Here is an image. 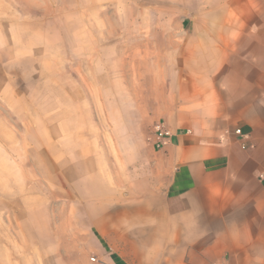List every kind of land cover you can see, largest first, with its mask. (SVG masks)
I'll return each instance as SVG.
<instances>
[{"label":"rangeland","instance_id":"374dc122","mask_svg":"<svg viewBox=\"0 0 264 264\" xmlns=\"http://www.w3.org/2000/svg\"><path fill=\"white\" fill-rule=\"evenodd\" d=\"M178 1L0 0V240L15 257L104 262L91 233L69 231L86 228L83 212L60 213L96 193L92 159L117 170L153 144L162 90L153 85L171 76L155 52L180 47L177 19L218 2L225 15L233 0H190L186 10Z\"/></svg>","mask_w":264,"mask_h":264},{"label":"crops","instance_id":"0c3cea01","mask_svg":"<svg viewBox=\"0 0 264 264\" xmlns=\"http://www.w3.org/2000/svg\"><path fill=\"white\" fill-rule=\"evenodd\" d=\"M189 1L178 4L186 10ZM263 10L253 0L226 3L221 16L219 2L205 6L177 19L179 48L155 52L164 58L154 62L158 72L171 74L153 85L162 89L155 115L169 144H151L117 170L92 159L86 179L96 193L60 213L86 216V228H68L91 233L84 239L97 248L96 262L264 264ZM0 264L27 262L0 240Z\"/></svg>","mask_w":264,"mask_h":264},{"label":"built area","instance_id":"2783aa9c","mask_svg":"<svg viewBox=\"0 0 264 264\" xmlns=\"http://www.w3.org/2000/svg\"><path fill=\"white\" fill-rule=\"evenodd\" d=\"M236 136L240 137L241 139H247L248 135L243 132L242 129H237L235 131ZM171 132L169 131L167 125L163 121L157 122V124L154 126V132L152 137V143L153 146L157 150L164 149L171 140ZM244 142L242 143V146L244 147Z\"/></svg>","mask_w":264,"mask_h":264}]
</instances>
